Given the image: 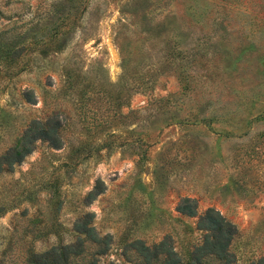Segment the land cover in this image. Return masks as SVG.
I'll use <instances>...</instances> for the list:
<instances>
[{
    "label": "rangeland",
    "instance_id": "374dc122",
    "mask_svg": "<svg viewBox=\"0 0 264 264\" xmlns=\"http://www.w3.org/2000/svg\"><path fill=\"white\" fill-rule=\"evenodd\" d=\"M51 114L60 146L0 173V264L86 212L99 261L165 235L186 258L207 207L235 226L234 264L264 255V0H0V154Z\"/></svg>",
    "mask_w": 264,
    "mask_h": 264
},
{
    "label": "trees",
    "instance_id": "16d2710c",
    "mask_svg": "<svg viewBox=\"0 0 264 264\" xmlns=\"http://www.w3.org/2000/svg\"><path fill=\"white\" fill-rule=\"evenodd\" d=\"M182 55L177 51L173 56L175 58ZM59 126L60 121L53 114L44 120H32L23 130L17 144L0 154V173L11 170L13 165L22 161L32 151L36 140L46 141L53 148L59 147ZM96 192L98 191H89L85 200L93 199ZM175 210L184 216H195V200L183 196L177 202ZM91 218V213L86 212L75 219L71 227L72 240L58 242L41 251L28 250L23 264H115L111 261H99V256L109 247L110 237L100 235L92 225ZM195 227L202 232V237L192 246L186 258L175 251L167 235L151 244L133 239L127 246L139 257L136 264H234L233 254L228 250L236 233L233 223L214 208L207 207L197 215ZM88 248L92 249L87 251ZM248 264H264V255Z\"/></svg>",
    "mask_w": 264,
    "mask_h": 264
}]
</instances>
